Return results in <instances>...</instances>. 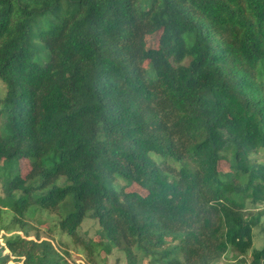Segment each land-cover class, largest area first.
<instances>
[{"label": "trees", "instance_id": "obj_1", "mask_svg": "<svg viewBox=\"0 0 264 264\" xmlns=\"http://www.w3.org/2000/svg\"><path fill=\"white\" fill-rule=\"evenodd\" d=\"M0 83V264H264V0H0Z\"/></svg>", "mask_w": 264, "mask_h": 264}, {"label": "rangeland", "instance_id": "obj_2", "mask_svg": "<svg viewBox=\"0 0 264 264\" xmlns=\"http://www.w3.org/2000/svg\"><path fill=\"white\" fill-rule=\"evenodd\" d=\"M162 32H156L151 35H148L145 37V46L148 50L157 49L159 47V42L161 38ZM185 63H188L186 61ZM5 89L0 83V97L4 95ZM4 123V121H3ZM2 123V124H3ZM4 131V128H2ZM259 160L261 162H264V152H262L259 155ZM229 170V165L227 163L222 162L220 164V171L226 172ZM30 172V164L28 161L23 160L21 162V174L23 178H26L27 175ZM129 192L137 191L142 192L140 189L136 187H130L128 188ZM3 195L1 185H0V196ZM31 225H33L34 229L32 231V237L31 239H36L37 237L35 235L41 236L43 240L49 239L52 240L57 246L62 247L64 249H67L71 252L72 255V261L75 262V264H88V261L85 259L84 255L80 252H78V247L72 245L70 243V239L62 234L61 230L58 227V221L57 217L55 215H50L48 213L45 214H38L35 218L28 220ZM264 226V223L262 226L257 227L254 230L255 234V243H254V249L261 250L264 248V235L262 233V227ZM5 234V232H2L0 234V243H3L2 236ZM81 234L85 236L86 238L93 239L96 243L100 242L102 240L100 235V228L96 221L87 219L81 228ZM7 253V252H5ZM239 258L236 251H233L227 258H225L222 261H216L214 264H230V263H236L237 259ZM94 264H125V260L121 254L118 252H114L111 256H106L104 252H98L94 254L93 256ZM249 261H252L251 254L248 257ZM8 264H22V263H16L14 261V258H12V261Z\"/></svg>", "mask_w": 264, "mask_h": 264}, {"label": "built area", "instance_id": "obj_3", "mask_svg": "<svg viewBox=\"0 0 264 264\" xmlns=\"http://www.w3.org/2000/svg\"><path fill=\"white\" fill-rule=\"evenodd\" d=\"M230 264H233V263H230ZM234 264H238V259H237L236 263H234ZM240 264H252V261H249V259H248V261H246L244 263H240Z\"/></svg>", "mask_w": 264, "mask_h": 264}]
</instances>
